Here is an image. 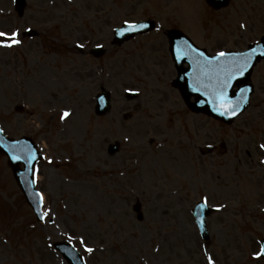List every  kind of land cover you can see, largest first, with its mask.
I'll return each instance as SVG.
<instances>
[{
    "label": "rangeland",
    "instance_id": "obj_1",
    "mask_svg": "<svg viewBox=\"0 0 264 264\" xmlns=\"http://www.w3.org/2000/svg\"><path fill=\"white\" fill-rule=\"evenodd\" d=\"M203 1L27 0L21 16L13 0H0V31L21 41L0 47V121L45 154L36 185L46 214L37 220L0 155V264H68L53 247L59 241L87 264H264V62L250 106L228 126L185 106L170 84L176 72L161 29L111 45L115 27L147 17L185 27L210 52L244 49L264 34V0L221 10ZM27 28L40 36L23 37ZM99 44L102 57L76 47ZM101 87L112 93L105 117L94 111ZM128 90L139 97L127 100ZM116 139L121 150L111 156ZM221 141L222 154L200 155ZM199 200L217 208L210 244L193 219Z\"/></svg>",
    "mask_w": 264,
    "mask_h": 264
},
{
    "label": "water",
    "instance_id": "obj_2",
    "mask_svg": "<svg viewBox=\"0 0 264 264\" xmlns=\"http://www.w3.org/2000/svg\"><path fill=\"white\" fill-rule=\"evenodd\" d=\"M210 3L214 4L216 7H220L226 5L229 0H209ZM19 6H23L24 1L18 0L17 2ZM136 29V28H135ZM130 26L125 29L126 32L120 33L118 36L119 38L122 37L121 35H126L128 33H133L134 30ZM178 39L180 40L181 37L177 36L174 40L173 46L175 52L178 56L177 59H185L188 60L186 62L189 63L188 68H181L180 69V76L184 78L185 81L177 82L176 84L180 86L182 90V94H184L185 98L189 100L192 94L197 95V102L196 103H189L191 108L196 111H207L208 113L214 114L216 117L222 120H229L223 116V113L220 111L214 112L212 109L214 108H221V102L210 101L207 99L205 102V93L208 92L213 94L214 98H217L220 93L227 98L233 105H238L239 110H243L246 105L248 104V99L250 96V91L253 90L247 84L248 80L250 79V72H247L246 76H243V69H246L245 66L252 61L254 55L260 49L258 46L251 48L249 51L233 55L229 57L227 55L215 58H206L200 51H195L192 47L184 46L183 42H177ZM264 44V38H263ZM261 55H258L256 59L261 58ZM190 60H189V59ZM240 72V74H239ZM236 81V82H235ZM240 85L244 83V85L238 89L237 91H232V86L234 84ZM197 88L199 90L197 91ZM205 102V105H204ZM202 103L203 105H201ZM202 106V107H201ZM225 111L223 108H221ZM108 110L107 106L100 107L98 109V113L102 114ZM231 117V114L227 115ZM3 144L0 143V151L7 154L9 157V164L11 165L14 174L17 178L19 185L21 186L23 192L26 195L28 202L35 208L38 213L39 218L43 216L41 213V203L37 197V192L34 189L33 181V169L34 163L38 159V153L36 151V147L28 140V139H21V140H13L9 139L6 136H2ZM23 163L25 168L21 169L20 164ZM201 216H200V224H205V215L207 216L210 213V210L207 208H200ZM204 237H208V232L203 228ZM64 251L69 258L72 264H80L79 260L75 258V256L70 252L69 247L64 246Z\"/></svg>",
    "mask_w": 264,
    "mask_h": 264
},
{
    "label": "snow or ice",
    "instance_id": "obj_3",
    "mask_svg": "<svg viewBox=\"0 0 264 264\" xmlns=\"http://www.w3.org/2000/svg\"><path fill=\"white\" fill-rule=\"evenodd\" d=\"M125 24H129L128 21H125ZM131 28L135 29L137 27L143 28L146 27L144 24L137 25L135 23H132L129 25ZM243 26V25H242ZM18 32H12V33H5L0 32V45L11 47L12 45L19 44L21 41L17 38ZM82 47V45H81ZM220 56H225L227 53L221 52L219 53ZM242 74V73H241ZM217 99L221 102V107L225 110V112L235 115L236 112L239 110L238 105H233L230 101L227 100V98L223 95V93H220L217 97ZM65 116L68 115L67 112L64 113ZM261 148H264V145H260ZM89 252L92 251L91 248L87 249ZM257 255H264V250L261 251V253H258Z\"/></svg>",
    "mask_w": 264,
    "mask_h": 264
}]
</instances>
